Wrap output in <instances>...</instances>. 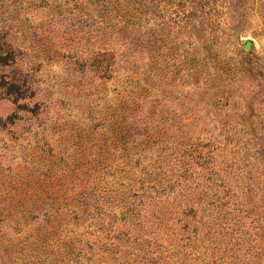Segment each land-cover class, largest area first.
Returning <instances> with one entry per match:
<instances>
[{
	"label": "rangeland",
	"instance_id": "374dc122",
	"mask_svg": "<svg viewBox=\"0 0 264 264\" xmlns=\"http://www.w3.org/2000/svg\"><path fill=\"white\" fill-rule=\"evenodd\" d=\"M204 9L217 56L197 79L179 30L166 73L125 84L83 61L119 49L92 0H0V264H53L71 245L67 264H264V0ZM182 131L184 178L153 205L134 158L147 170Z\"/></svg>",
	"mask_w": 264,
	"mask_h": 264
},
{
	"label": "trees",
	"instance_id": "16d2710c",
	"mask_svg": "<svg viewBox=\"0 0 264 264\" xmlns=\"http://www.w3.org/2000/svg\"><path fill=\"white\" fill-rule=\"evenodd\" d=\"M92 2L99 7L101 13L104 41H108L109 44L117 43L119 46V49L110 46L90 49L86 60L83 59L92 70L100 74V77L109 78L118 71V73L121 72L123 81H125L123 83L128 84L138 81V79H133L135 75L141 74L146 82L153 79L156 70L164 75L171 63L176 62L172 54L178 50L179 43L174 42L173 38L179 30H182L184 34L181 41L184 46L183 62L189 77L193 76L197 79L201 74L200 69L207 68L208 62L217 56L211 46L215 18L213 19V15L204 9L212 0H92ZM138 122V118H133L122 123L121 137L124 141V148L127 147L126 144L131 141L132 137L134 139V136L139 134L137 131L132 132ZM140 126L138 123L134 129ZM145 126L143 127L147 130ZM160 132L165 134V129L163 128ZM147 134L146 131L143 136ZM164 139L158 136L157 141L164 142ZM186 139L189 141L190 138L187 137V132L182 131L177 136V144L173 143L175 138L170 139L172 144L170 143L169 146L166 142L167 151L156 156L155 164L148 166V169L151 168L149 171L145 170L147 164L143 165L142 157L137 155L134 158L136 165L143 166L139 169V173H147L151 176L155 193L149 195L147 201H152L153 205L157 201H167V192L179 186L184 178L186 163L184 162L183 144ZM167 141H169L168 138ZM191 144L194 145L195 142ZM177 195L182 196V193L177 192ZM78 207L79 210L85 211L89 205L82 200L78 201ZM192 208L188 210V213L192 212ZM162 212L168 214L170 211L165 207ZM179 212L187 213L183 208L174 211L175 214ZM159 215L161 219L171 216L170 213L169 216H164L160 212ZM180 220L177 218V222ZM69 248L60 251L58 257H54L53 264H67L70 254L72 256L75 253L78 245L75 247L71 245Z\"/></svg>",
	"mask_w": 264,
	"mask_h": 264
},
{
	"label": "water",
	"instance_id": "95a60500",
	"mask_svg": "<svg viewBox=\"0 0 264 264\" xmlns=\"http://www.w3.org/2000/svg\"><path fill=\"white\" fill-rule=\"evenodd\" d=\"M244 47H245V49H247V47H248V43H246Z\"/></svg>",
	"mask_w": 264,
	"mask_h": 264
}]
</instances>
